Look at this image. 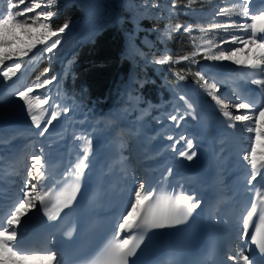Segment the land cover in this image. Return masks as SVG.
I'll return each mask as SVG.
<instances>
[{"label": "snow or ice", "instance_id": "snow-or-ice-1", "mask_svg": "<svg viewBox=\"0 0 264 264\" xmlns=\"http://www.w3.org/2000/svg\"><path fill=\"white\" fill-rule=\"evenodd\" d=\"M56 2L57 0H48V4L45 7L51 8ZM195 2L196 0H188L185 7L191 9ZM24 3L25 0H19L18 3H9L6 14L5 12H0V66H3L5 61H12L9 66L3 68L2 75L4 79L15 76L21 69V63L17 61L29 57V54L33 53L34 49L40 51L41 54L48 53L50 57L54 55V50L58 52L57 46L61 45V34L65 33V30L69 28L67 23L60 27H56L52 23V18L55 16L53 11H35L41 8V4L37 3L36 0H31L32 6H25L22 10H17ZM152 6L157 7V5ZM171 6L172 14H174L177 7L176 0H171ZM29 13L34 14L28 15ZM216 15L228 17L231 22L213 23L207 29H199L200 32L207 34L220 29L225 32L230 29L239 30L247 33L246 38L240 35H231L230 42L233 45H243V47L234 46L230 50H219V46L213 40L206 39L202 45L197 46L196 51L191 56H182L176 63H179L181 60L188 61L189 59L195 63V57L202 52L205 60L214 62L231 61L236 65H244L247 68L255 70L264 77V11L250 15L249 0H241L232 9L220 8ZM233 17H239L245 21L250 19L251 22H237L236 19H232ZM181 29L185 33L191 31L189 27L178 24L172 29V32H180ZM167 39H171V32L166 31L162 34V42ZM221 43L226 44L228 41L222 40ZM38 46L40 47L38 48ZM213 48L217 49L214 53L212 51ZM239 54H244L245 58L239 59ZM170 61H172V57L165 56L163 59L156 60L155 63L164 65ZM47 72H49V69L45 68L44 73ZM196 76L198 77V83L203 81L202 86L206 87L208 94L220 106L224 117L230 121L241 122L242 124L251 122L252 126H249L247 131L255 134L254 140L251 144L250 154H246L243 157L251 166V180L248 181L251 184L260 174V170L264 169V107L257 110L252 103L239 102L229 104V102L221 100L217 94L219 92L217 83H209L201 73H196ZM56 79V76H52L50 79L45 78L42 83L37 82L32 86L25 87L23 91L14 93L13 98L19 97L24 101L31 121L37 128H40L42 122L45 123L44 129L39 133L40 136L45 134L48 130L47 126L51 125L60 113L51 111L50 118L45 122L41 106L48 104L51 98L45 97L41 100L37 96L36 100L39 103L34 104L29 98V94L34 93L35 90L45 88V86L52 84ZM179 79L183 80L184 76H180ZM252 83L259 86L260 90L264 92V78L253 80ZM180 99L184 100V97ZM188 107L191 108V105L189 104ZM230 108L245 110V112L244 114L234 115L230 111ZM37 110H39V114H37ZM63 111L66 113L68 109L64 108ZM183 118V116L179 117L180 120ZM192 118L196 119L195 115ZM169 119L177 121L178 117L172 115ZM229 126L235 127L236 125L232 123ZM186 143L188 149L193 148L191 140H187ZM91 150L92 141L88 140L84 147L82 158L65 173V176L68 173H72L75 176L76 183L72 189V194L68 196L67 202L63 205L64 207L72 203L75 199V192L79 191L80 178L85 173V169L89 168L88 160ZM180 156L192 160L196 156V152L194 150L191 151V154L180 152ZM31 161L32 165L27 170L28 179L22 194L23 198L15 206L14 211L7 217V226L0 224V264H26L30 260L47 261L48 264H52L55 261L56 264H60L54 252L48 251L47 254H39V250H36L34 254H27L28 250L17 247L19 243L18 226L22 224L21 218L30 210L36 209L37 203L43 208L49 220H54L60 211L56 205H53L54 212L47 206L49 203L47 198L51 189H48V191L38 189V183L45 175L42 171V156L33 155ZM33 169L35 172H33ZM152 195L153 192L146 187L145 183L141 182L136 187L134 190V201L130 203L127 214L123 215L122 220L119 221L113 233L112 242L101 249V255L91 261V264H129V257L136 254V250L141 246L149 230L184 224L200 203L199 200L193 202L194 198L191 196H180L172 203L169 212L159 216L149 214L141 218L143 204L145 201H149ZM256 198V201L251 203L247 214L242 216L239 228V232L242 235L239 239L249 237V229L254 228V231L250 234V242L258 249L261 258L257 260L255 252L252 250H247V254L245 251H241L238 255L228 257V260L233 261L234 264H264V193L257 190ZM138 230L140 234L136 235Z\"/></svg>", "mask_w": 264, "mask_h": 264}, {"label": "trees", "instance_id": "trees-1", "mask_svg": "<svg viewBox=\"0 0 264 264\" xmlns=\"http://www.w3.org/2000/svg\"><path fill=\"white\" fill-rule=\"evenodd\" d=\"M140 3H145L146 8ZM176 3L172 14L171 0H57L51 9L55 13L52 23L56 27L69 25L61 34L59 51L54 50L50 57L34 49L29 57L17 61L21 63L19 71L27 82L33 83L52 77L57 69H66L65 91L80 90L86 97L102 98L108 105L120 97L127 76L136 80L144 77L141 92L154 98L161 84L158 75L169 86L181 82L180 76L194 79L196 64L202 60L198 54L195 63L191 59L176 63L180 57L195 52L199 29L206 19V2L196 0L191 9L185 7L188 0H176ZM162 4L171 10L168 12ZM178 24L191 31L172 32ZM166 31L171 32V39L161 44ZM135 47L141 48L145 56L136 55ZM165 56H171L172 61L164 65L155 63ZM143 61L147 63L140 69ZM45 68L49 72L44 73Z\"/></svg>", "mask_w": 264, "mask_h": 264}, {"label": "bare ground", "instance_id": "bare-ground-1", "mask_svg": "<svg viewBox=\"0 0 264 264\" xmlns=\"http://www.w3.org/2000/svg\"><path fill=\"white\" fill-rule=\"evenodd\" d=\"M250 71L253 72L256 78H258L259 74L255 73L256 72L255 70L251 69ZM176 94H177L176 95L177 100H180L181 97H184L186 104L191 105V108L193 110V115H195L196 117V119H193L191 117V119H188V120L186 119V121L183 120L179 122V126L181 127L185 126L188 128L196 127L198 130L201 131V135L198 137H195L194 133H189L188 131H186L185 133L179 135L178 138L175 139L173 137V134L176 132V130L172 132L164 131V136H165L167 146H164L163 148L162 146H160L159 149L162 148V150L164 151L169 149L170 157L166 159L167 161L165 160L164 156L161 158V160L164 161V164L161 168H158L159 175L160 177L171 176L175 179H178L179 178L178 176L180 174H183V179H186L190 185L195 186L197 188L195 193L191 194L192 197L195 198L196 200H199L200 202H204L205 204L212 202V201H217L219 198H222V197L216 198V196H220V195L224 196L226 200V192H227L226 188L227 187H225L224 189L223 183L221 184L223 180V174L221 176L222 177V180H221V178L218 176V173H217L218 169H217L216 156H218L219 150H220L217 144L219 142L220 134L222 132L228 133V137H229L228 140L230 142L228 143L229 144L228 146L231 152L230 154L227 153V155L222 158L224 160L223 170L227 174L226 178L228 179V184L229 182L231 184L236 179H243V176L245 175V172L247 170L249 174H251V168L250 167L248 168L247 165H244L242 168L244 159L241 156L237 155L238 150H240L239 146L243 145V141H242L243 139H241V132L238 129H236V127H230L229 125L232 124L233 122L230 121L226 117H223L218 120H214L215 118H213L212 114H210L208 110H210L211 108L218 109L220 108L219 105L206 104L205 106H203L205 108V116H202L200 115V110H199V108H201V105L197 100L189 99V96H186V92L181 91ZM261 97L262 96H260V100L262 99ZM12 100L1 101L0 111L6 106L11 105L12 107V104H10V101ZM179 110H180V115L183 116L184 109H179ZM2 118L3 117H1L0 119ZM26 121L27 122H25L23 126L27 127L28 125H30L31 128L34 127V124L32 123L31 119H27ZM29 122L30 124H28ZM85 125L87 128L86 131L90 132V130L88 129L89 122H86ZM208 127H214L215 130L212 129V132H210ZM99 131L103 132L102 129ZM17 135L19 134L15 130L10 134L5 133L4 139L2 140V143L4 145L1 144L0 148L2 147L3 149H10L11 145H13L18 139ZM69 135L76 137L74 133L69 134ZM99 136L100 134H97V137H90L88 133H84L79 138L77 144H73L72 146H70V142L68 141V144H67L68 149H67V152H64V153H59L58 148H55L49 142L50 141L49 134L45 136V140L47 141V143H46V146L43 147V152L47 159H49V156H51L52 159H49L48 161L53 162V165L49 168V173L51 174L50 178L56 180L57 181L56 183H59L61 177L57 176V171L63 170V167L65 165H67L68 168H70L73 165L77 164L79 159L82 158L85 145L87 144L88 140H91L92 150L89 153V160H88L89 168L85 169V173L83 174L81 178L84 177L87 180L91 181L92 183L98 185V182H101L103 180V175L99 172V169H98V166L101 164L100 163L101 155L103 151L102 140H101V137L99 138ZM143 136L145 138L147 137L146 135H143ZM7 137L8 139H6ZM181 137H183V139H181ZM150 138L151 136L148 137L147 140H149ZM187 140H191L193 142L192 149H188V146L186 143ZM198 140L202 142L199 144H205L206 146L199 145L198 147H195L194 149V146L197 145L196 141ZM183 147H184V150H182L181 152H188V154H191V151L193 150L197 152L196 156L200 157L202 160V164L199 163L200 166H202V169L200 171H192L186 167V163L184 160H187V158L180 156V152H178V149H182ZM69 150L72 151L70 154H68ZM225 150L227 151L228 149H225ZM66 156L67 158L66 160H64ZM178 157L181 159V162L177 163L174 166L175 169H173L171 166L174 165V162H175L174 160L175 158H178ZM263 170L264 169L260 170L259 176L264 177ZM240 172H243V175L236 176ZM167 174H170V175H167ZM137 176L139 177L140 174H138ZM66 177L67 176H65V179L69 180V178H66ZM68 177L75 178V176L72 173H68ZM219 180H220V183H219ZM110 183H112L115 187L118 185L117 181L115 180H110ZM244 185H245V190H244V193H245L247 183H244ZM98 186H99L98 187L99 191L97 192L98 195L95 199L93 197L92 199L93 202L96 201L98 204H103L105 200L113 199L115 197V195L111 193V191H104L102 189L101 184ZM177 187H179L178 184H177ZM186 187H189V185L185 186L182 189H185ZM208 194H210L212 198H209ZM213 194L215 196H213ZM132 197L134 201V192L132 194ZM93 210H96V209H93ZM231 221H232L231 222L232 224L236 223L234 220H231ZM212 222L214 223L215 221H212ZM230 227H232V225H230ZM40 254H46V253H40ZM30 262L31 264H47L48 263L47 261H40V260H30Z\"/></svg>", "mask_w": 264, "mask_h": 264}, {"label": "rangeland", "instance_id": "rangeland-1", "mask_svg": "<svg viewBox=\"0 0 264 264\" xmlns=\"http://www.w3.org/2000/svg\"><path fill=\"white\" fill-rule=\"evenodd\" d=\"M19 2V0H16L15 1V3H18ZM36 2L37 3H40L41 4V8H38V9H36L35 11H45V10H51L52 9V7L51 8H47V7H45L47 4H48V2H47V0H36ZM4 3H5V5H6V3H8L7 2V0H4L0 5L1 6H3L4 5ZM58 5V7H61L62 6V4H57ZM25 6H32L31 5V0H25V3L24 4H21L20 6H19V9H17V10H22ZM140 6H142L143 8H146V5H145V3H140ZM57 7V8H58ZM6 10L7 9H4L2 12H5V14H6ZM1 11V10H0ZM52 11V10H51ZM143 13H145L146 14V9L144 10V12ZM34 13H29L28 15H33ZM87 38V37H86ZM85 39V38H84ZM89 39V38H88ZM72 51H74V50H71L70 51V53L72 52ZM153 52L155 51V49L153 48V50H152ZM69 53V54H70ZM73 53V52H72ZM140 52H137V55H139L140 56ZM141 56H143L142 54H141ZM143 63H147V61H143L142 63H140V69H143ZM65 74H66V69H64V70H62L61 72H60V74H59V76H60V79H59V82H57L55 85H54V87H55V89H56V91H59L60 90V87H61V84H60V82H62L63 81V79H64V77H65ZM1 79H4L3 78V75H2V72H0V80ZM142 79H144L143 77H142ZM134 80H136V79H134ZM135 82V84H133L132 82H130V86H129V89L130 90H132L133 91V88H132V86L134 85L135 86V90L136 91H138V88L140 89L141 88V83H143L142 81H140V80H136V81H134ZM1 84V83H0ZM49 89V88H48ZM181 92V91H180ZM183 92V91H182ZM185 92V91H184ZM177 93H179V92H177ZM124 94V93H123ZM125 95V94H124ZM127 95H128V97H127V103H128V107L127 106H125L124 105V107L121 109V110H124V111H129V109H131V106L133 105V103H134V97H131V95H132V93H131V91H129L128 93H127ZM177 95V94H176ZM4 97H5V95H4V92L3 91H0V102L1 101H3L4 100ZM135 97H137V95H135ZM189 99H193L192 97H190L189 96ZM193 100H195V99H193ZM171 101H169V103H170ZM11 104V103H10ZM218 105V104H217ZM146 106H147V104L145 105V109H146ZM262 107H264V104L262 105ZM43 110V109H42ZM230 111H232L233 112V114L235 115V114H244V112H241V111H239V110H236V109H230ZM50 112H51V110H48L47 111V114H44V120H46V118L50 115ZM23 113V114H22ZM37 114H39V110H37ZM5 115H13L14 116V118L16 119V120H19V121H21V122H25V119H30L31 117H30V115L28 114V111H27V107H26V105L25 104H12V107H11V105L10 106H6V107H4L1 111H0V117L1 116H5ZM64 115V114H63ZM60 116H62V115H60ZM65 116V115H64ZM90 116H92V114L90 113L89 114V117ZM111 117H114V115H110ZM50 118V117H49ZM186 121V119H182L181 121ZM188 120V119H187ZM180 121V122H181ZM46 122V121H45ZM233 123H235V127H236V129H238L241 133L242 132H245L246 131V137H245V140H244V144L243 145H241V146H239V149L241 150V149H243L244 147V149L247 151V153H249L250 154V149H251V144L253 143V140H254V133H250L249 131H247V128L251 125V122H247V123H244V124H242L241 122H234V121H232ZM43 124V122L41 123V125ZM58 124V119H56V120H54V123H53V126H56ZM252 126V125H251ZM240 128H242V130H240ZM61 129L62 130H64V127H61ZM12 129H10L9 131H11ZM48 131H52V129H49ZM189 133H192V132H190V131H188ZM226 133V132H225ZM227 135H228V133H226ZM221 135V134H220ZM242 139V138H241ZM221 141H223L224 143L225 142H227V140H226V138H224V137H222L221 139H220ZM242 140V141H243ZM200 143H202L200 140H198ZM219 143V142H218ZM228 143H230L229 142V140H228ZM218 145V144H217ZM229 145V144H228ZM228 145H227V147L225 148V149H228L227 151H225V153L223 152V155L222 156H219V154H220V151L221 150H219V154H218V156H216V162H217V169H218V176L221 178V180H222V174L224 173V170H223V157H225L226 155H227V153L228 154H230V149H229V147H228ZM220 148H223V147H220ZM219 148V149H220ZM182 150H184V147L182 148ZM240 150H238V152L240 151ZM216 154V153H215ZM220 157V158H219ZM219 183H220V180H219ZM220 189V188H219ZM219 192H221V191H219Z\"/></svg>", "mask_w": 264, "mask_h": 264}]
</instances>
